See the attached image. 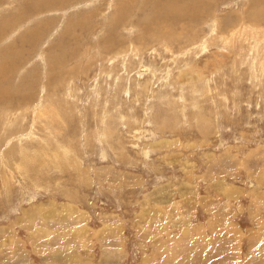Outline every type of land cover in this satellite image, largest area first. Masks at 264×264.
<instances>
[{
    "label": "rangeland",
    "instance_id": "obj_1",
    "mask_svg": "<svg viewBox=\"0 0 264 264\" xmlns=\"http://www.w3.org/2000/svg\"><path fill=\"white\" fill-rule=\"evenodd\" d=\"M0 65V264H264V0H0Z\"/></svg>",
    "mask_w": 264,
    "mask_h": 264
},
{
    "label": "bare ground",
    "instance_id": "obj_2",
    "mask_svg": "<svg viewBox=\"0 0 264 264\" xmlns=\"http://www.w3.org/2000/svg\"><path fill=\"white\" fill-rule=\"evenodd\" d=\"M35 14H36V13H35ZM4 63H5V62H4ZM6 64H7V63H6ZM1 65H2L3 67L5 66V65H3V64H1ZM1 65H0V66H1ZM3 67H2V68H3ZM2 68H1L0 70H3ZM0 73H1V71H0ZM6 74H7V73H6Z\"/></svg>",
    "mask_w": 264,
    "mask_h": 264
}]
</instances>
